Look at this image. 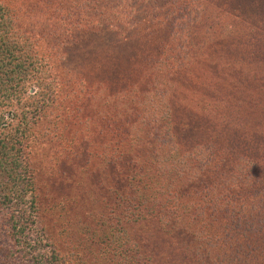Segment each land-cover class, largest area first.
Instances as JSON below:
<instances>
[{"label":"trees","instance_id":"16d2710c","mask_svg":"<svg viewBox=\"0 0 264 264\" xmlns=\"http://www.w3.org/2000/svg\"><path fill=\"white\" fill-rule=\"evenodd\" d=\"M54 3H41L55 21L46 33L42 19L29 30L26 10L10 15L0 0V264H264V95L252 94L244 119L241 101L225 118L207 110L206 121L219 117L211 133L187 115L192 97L184 98L180 74L192 73L188 48L204 0ZM149 11L165 20L152 18L146 37L161 39L134 51L141 64L116 89L73 77L90 35L117 32V44L136 45L138 14ZM43 137L51 150L66 147L90 185L59 202L71 232L47 203L55 204L57 175L32 143ZM134 234L146 238L148 255Z\"/></svg>","mask_w":264,"mask_h":264},{"label":"rangeland","instance_id":"374dc122","mask_svg":"<svg viewBox=\"0 0 264 264\" xmlns=\"http://www.w3.org/2000/svg\"><path fill=\"white\" fill-rule=\"evenodd\" d=\"M1 1L9 8L10 15L14 14L15 9L20 5L26 10V13H20V18L28 19L29 30H32L31 23L35 24L36 19L40 21L42 19L48 28L46 33L56 32L52 29L55 21L49 20L52 9L42 6V0ZM50 3L55 5L54 0H50ZM204 6V13L202 14L204 22H201L194 31L188 48L190 56L194 58V62H191L190 66L192 73L188 76L180 74L182 76L180 82L182 83L184 98L192 97L187 102L190 103L194 113L188 110L187 115L195 114L194 117L196 121H199L198 124L202 126V129H207L211 133L212 126L217 125L219 119L217 115L211 118L214 119L213 121H206L213 115L211 113L224 114L225 118L229 114V109H235V106L241 101L237 108L240 109V106H243L241 108L242 113L239 111V117L244 119V108L247 105L251 107L253 102L252 94L257 92L259 96L264 95V0H204ZM252 6L255 10H252ZM39 13L43 14L41 18L37 17ZM159 16L162 15L152 16V11H149L146 17L142 12L138 14V19L141 20L140 25L144 31L137 35L139 42L136 45L129 43L127 46H123L120 43L117 44L115 40H112L117 32L109 34L105 31V34L100 36L90 35L91 40L87 41L81 49L82 57H84L79 58L81 62L77 64L73 77H84L87 82L92 84L91 88L94 83H105L109 90L116 89L120 84L119 81L123 79V72H129V67L132 65L141 64H139L140 59L137 58L139 53L134 55V51L146 50L149 52L156 47L155 43L160 41L159 32L150 38L146 37L148 32L146 29L154 23L150 21L152 18L164 22L165 17ZM39 32L45 34L42 30ZM131 32L133 33L131 29L125 30L124 39L129 40ZM61 40L66 39L64 37L57 39L58 42ZM239 88H242L241 92H239ZM3 97V91L0 90V99ZM221 99L227 102L221 103ZM207 110H211L209 115L206 113ZM38 117V120L42 119V116L38 115ZM51 117L54 118V115ZM190 120L193 121L194 119L190 118ZM243 123L246 124V122ZM55 138L61 141L63 136ZM50 140L43 137L40 140H33L32 143L38 145L35 147L37 152L45 153L44 164L49 172L57 175L54 176L57 180L53 190L55 204L53 205L52 199L47 203L53 206V211H57L58 222H61L62 218L61 223H63L65 230L71 232L73 224L63 217V213L68 212L65 210L67 205L65 204L64 207L63 203L59 202H62L61 200L68 195L72 196V194L79 198L83 197L85 193L83 186L88 189L90 185H87L88 183L82 177H77L79 172H83L80 170L82 166L79 163L75 165L77 162L72 156L61 152V148L66 149V147L57 145L51 150L49 148L51 146ZM77 151L78 153L81 152L79 148ZM61 175H63L62 179ZM73 182L78 186L79 192L72 190ZM124 188L122 182L113 188L111 193L116 202H123L120 195ZM191 190L194 191L192 188ZM150 229L152 237L153 229ZM134 235L136 236L133 241L143 246L145 250L142 252L148 255L149 246L143 245L147 242L146 238H141L137 234ZM56 236L61 239L66 238L64 243L75 240L72 239L73 235L71 234L65 237V232L58 233ZM188 262L190 261L188 260Z\"/></svg>","mask_w":264,"mask_h":264}]
</instances>
